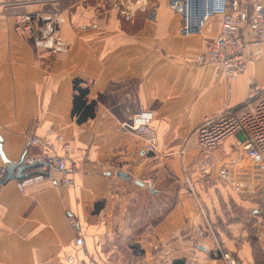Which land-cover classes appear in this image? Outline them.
<instances>
[{"label": "crops", "instance_id": "0c3cea01", "mask_svg": "<svg viewBox=\"0 0 264 264\" xmlns=\"http://www.w3.org/2000/svg\"><path fill=\"white\" fill-rule=\"evenodd\" d=\"M48 1L67 19L61 27L65 52L36 49L16 27L17 14L47 8ZM115 1L0 0L2 150L12 162L37 157L45 148L31 145L30 138L60 133L72 143L74 162L67 174L54 170L25 192L15 179L0 182V264H74L68 261L72 253L75 264H125L121 252L138 257L130 242L144 250L136 264H167L168 249L173 259L195 256L190 264H224L213 257L214 237L205 230L212 208L208 219L202 203L214 198L208 172L213 160L221 152L242 154L243 135L229 136L207 154L195 130L226 109H240L254 86L264 92V55L251 59L241 77L228 79L211 63L194 62L219 33L221 17L184 36L169 0H134L129 19ZM76 77L97 101L95 116L82 124L72 116ZM141 112L151 116L154 152L144 134L124 125ZM56 153L63 154L61 146ZM66 175L73 185L65 184ZM146 179L154 189L141 183ZM99 201L104 205L96 210ZM71 217L84 230L79 250ZM173 229L179 239L167 242ZM224 240V248L237 253ZM250 246L247 260L237 253L239 264H258Z\"/></svg>", "mask_w": 264, "mask_h": 264}, {"label": "built area", "instance_id": "2783aa9c", "mask_svg": "<svg viewBox=\"0 0 264 264\" xmlns=\"http://www.w3.org/2000/svg\"><path fill=\"white\" fill-rule=\"evenodd\" d=\"M137 1V0H136ZM50 2V1H48ZM47 2V3H48ZM134 0H116L115 7L124 18L134 14ZM172 10L181 16L180 32L184 36L198 34L213 16L221 17V28L206 48L195 57L198 63H211L228 79L236 80L247 72L251 59L264 55V0H169ZM67 22L61 8H40L24 11L16 15V27L27 36L39 50L51 53L65 52L69 44L63 39L61 27ZM151 116L141 112L132 122L124 125L145 135L147 149L156 151L158 138L150 128ZM244 139L239 143L251 160V168H243L242 174L235 176L229 166L222 170L225 180L230 178L241 195L249 193L252 185L264 189V92L254 86L240 109L229 108L203 121L195 130L198 145L205 151L220 144L236 133ZM30 144L45 148L37 157L24 155L22 164L34 165L24 170L22 178L15 179L21 192L49 179L54 170L68 173L74 166L72 143L60 133L33 135ZM61 146L63 154L56 153ZM228 165V164H227ZM223 166H226L225 164ZM7 174V164L0 165V182ZM149 189L155 185L150 179L144 180ZM67 186L73 185L71 177H65ZM70 227L75 232V246H84V230L74 217ZM223 254V253H222ZM227 253L223 257L229 264H239ZM71 263L77 262L75 253L68 256Z\"/></svg>", "mask_w": 264, "mask_h": 264}, {"label": "rangeland", "instance_id": "374dc122", "mask_svg": "<svg viewBox=\"0 0 264 264\" xmlns=\"http://www.w3.org/2000/svg\"><path fill=\"white\" fill-rule=\"evenodd\" d=\"M22 35L28 38L24 34ZM195 57H194V62L198 63ZM238 133L241 134L242 136V133L240 132ZM243 139L244 136L242 137V140ZM221 143L208 150L210 153L207 154H211V152L216 151L221 145ZM231 153L226 154L221 152L220 156L218 157V160H213L212 164L210 165V169L208 172L210 173L209 179L210 177L212 178L210 181L211 182L210 185L213 187L214 198L212 199L211 202L209 200V202L202 203V208H203L202 211L203 212L207 211L208 215L207 213L205 214L207 215V218L210 219V217H212L211 219L212 221H214L212 222L209 220L212 227L209 226V229H205L208 232L210 231L209 233L210 235H212L211 236L212 239L214 237L213 245L217 251V255L215 254L213 257L221 259L224 262V264H229L227 260L223 257L224 253L228 252L229 254H231L229 251L226 250V248H224L225 247L224 244L226 243L224 239L226 238V240H228L229 242L230 249H233V251L236 250L237 253L240 250L243 251L241 252V256L245 260H247L246 259L247 253L251 255L249 251L251 247L250 245H252V251L253 249H257V254L259 256L257 262L259 264H264V255H263L264 250H263V254H261L257 244L255 243L257 241L258 244L260 243L263 248L264 240H261V238L264 239V233L261 234L260 229L264 230V202H263L264 189H261L259 191L258 190L259 187L252 185L249 190V193L241 195L240 193H238L240 192V190L236 189V185L234 184L230 176L228 181L222 177L221 175L222 170L227 168L228 166L230 167L229 172L231 170L232 172H234L235 176L242 174L243 168H251L252 166V162L250 159H248L245 151L240 155L237 153H232V154ZM202 154L205 156V153ZM224 164L226 166H223ZM187 181L188 180L186 179L185 184L189 186L190 183L188 181L189 183L188 184ZM188 189L192 192L190 187ZM185 205L186 207L189 208L190 203L186 202ZM211 208H212V216L210 215L209 212ZM204 222L205 225L207 226L206 219H204ZM214 225L217 227L216 229ZM176 230L178 229H173L172 234L170 232L169 236L167 237V242H172L174 238L179 239V237L175 234ZM169 245L170 244L168 243V247ZM215 249L213 250L214 252ZM237 253L235 252L234 255L233 254L231 255L233 256V258H235L238 261L239 260L238 258H242V257H239L238 256L239 253L238 255ZM121 254L124 256L125 264H127L128 262H126V260L128 258H125L127 257L126 254L122 252ZM194 257L195 256L189 255L186 258V264H190ZM143 258L144 255H138V257L131 258V260L132 261L134 260V263L136 264L139 261H141ZM171 259H173V250L168 249L166 256V263L170 264L172 261ZM128 260L129 262H131L130 259ZM203 260L205 261V259Z\"/></svg>", "mask_w": 264, "mask_h": 264}, {"label": "trees", "instance_id": "16d2710c", "mask_svg": "<svg viewBox=\"0 0 264 264\" xmlns=\"http://www.w3.org/2000/svg\"><path fill=\"white\" fill-rule=\"evenodd\" d=\"M47 8H60L47 3ZM73 105H72V116L76 118V121L80 124L86 122L87 120L93 118L96 114V105L97 101L89 99V86L83 84V80L79 77L74 78L73 80ZM104 205L103 201L96 203V210L102 208ZM258 249L261 254H263V248L261 244L256 241ZM129 247L133 250V254L144 255V250L136 242H130ZM253 253L256 261L259 259L257 254V249H253ZM264 255V254H263ZM258 263V262H257ZM170 264H186V258H176L171 261ZM259 264V263H258Z\"/></svg>", "mask_w": 264, "mask_h": 264}, {"label": "water", "instance_id": "95a60500", "mask_svg": "<svg viewBox=\"0 0 264 264\" xmlns=\"http://www.w3.org/2000/svg\"><path fill=\"white\" fill-rule=\"evenodd\" d=\"M2 140V139H1ZM0 152H1V156L4 160V163L7 164V174L4 177V179L2 180V183H7L10 180L13 179H17V178H22L24 176V170L28 167H32L34 165H25L22 164L23 160H24V155L21 157L20 161H16V162H12L10 161L4 154L3 150H2V145L0 144ZM119 175H121L122 177L126 176V173L123 172H119ZM142 183V182H141ZM263 202H264V197H263Z\"/></svg>", "mask_w": 264, "mask_h": 264}]
</instances>
